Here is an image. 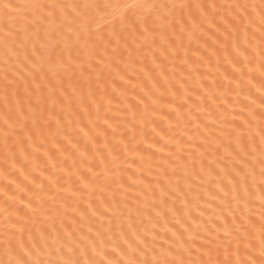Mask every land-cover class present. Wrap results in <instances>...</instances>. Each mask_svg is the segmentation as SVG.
Listing matches in <instances>:
<instances>
[{
    "label": "snow or ice",
    "instance_id": "6c2138e0",
    "mask_svg": "<svg viewBox=\"0 0 264 264\" xmlns=\"http://www.w3.org/2000/svg\"><path fill=\"white\" fill-rule=\"evenodd\" d=\"M0 99V264H264V0H0Z\"/></svg>",
    "mask_w": 264,
    "mask_h": 264
},
{
    "label": "bare ground",
    "instance_id": "6f19581e",
    "mask_svg": "<svg viewBox=\"0 0 264 264\" xmlns=\"http://www.w3.org/2000/svg\"><path fill=\"white\" fill-rule=\"evenodd\" d=\"M15 2V0H14ZM67 2H74V3H84V2H99V3H105V2H109V3H124L125 0H67ZM129 2H132V0H129ZM140 2L143 3H155V4H171V3H202V4H208V3H215L217 5H225L227 6L228 4H236V3H259V0H140ZM197 46L195 44L192 45V48L195 49ZM202 51V50H201ZM144 50H142L141 52V57L144 56ZM180 57L184 56L183 51L180 52ZM188 58H189V63H192L193 61H195L196 57L193 55L192 51H189L188 53ZM124 59H127L126 55L124 57ZM162 60V57L159 56V53H157V63H160ZM145 64L147 65L148 69L152 68V64H151V56H148L147 59H145ZM176 65H177V69L179 70L180 68V62L179 60L176 61ZM172 66V58H169V60L164 61V70L167 71L168 68H170ZM139 67L140 65L137 64L136 68H137V75L131 77L133 82H141L144 83L146 85H148L147 82V78L145 76H143V74L139 73ZM212 73H210L209 75V80L212 78V76L214 75H218V73L215 72V62L213 61V65H212ZM120 70L123 71V64L120 65ZM159 70H155L152 72V75L155 76L157 74ZM207 71V67L203 64V62H201V65L199 67V72L204 73ZM221 71H223V66L221 67ZM115 72L116 69L113 68L111 71V74L109 75L108 70H105V75L108 76V79L111 80L114 76H115ZM127 78V77H126ZM209 81H205V83H208ZM121 81L119 80V78H116V84L119 86L121 85ZM150 86V85H148ZM111 91V89H109V92ZM136 91L138 92L139 89L137 88ZM229 99H231V97H229ZM112 107L115 108L116 103H117V99L115 97H112ZM107 106V103L105 101V107ZM209 110L212 109V105L209 103L208 104ZM4 111L3 108V101L2 99H0V115H2ZM103 114V112L101 113ZM3 131L2 128V121H0V132ZM137 139H139V135L137 134ZM148 139H151V135H149ZM0 144H2V140H0ZM142 147V146H141ZM2 161H3V157L2 155H0V165H2ZM195 191V190H194ZM0 203H2V201H0ZM178 207L180 205H177ZM206 216L207 214L211 211V209H206Z\"/></svg>",
    "mask_w": 264,
    "mask_h": 264
}]
</instances>
